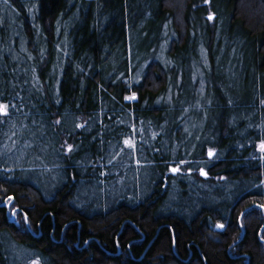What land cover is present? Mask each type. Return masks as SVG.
<instances>
[{
  "label": "trees",
  "instance_id": "trees-1",
  "mask_svg": "<svg viewBox=\"0 0 264 264\" xmlns=\"http://www.w3.org/2000/svg\"><path fill=\"white\" fill-rule=\"evenodd\" d=\"M0 105V264H264V0H0Z\"/></svg>",
  "mask_w": 264,
  "mask_h": 264
},
{
  "label": "flooded vegetation",
  "instance_id": "flooded-vegetation-1",
  "mask_svg": "<svg viewBox=\"0 0 264 264\" xmlns=\"http://www.w3.org/2000/svg\"><path fill=\"white\" fill-rule=\"evenodd\" d=\"M0 210L3 212L2 217L7 224L11 225L21 233H32V228L26 212L24 209L14 206L13 199L0 201ZM25 218H27L26 221Z\"/></svg>",
  "mask_w": 264,
  "mask_h": 264
},
{
  "label": "rangeland",
  "instance_id": "rangeland-1",
  "mask_svg": "<svg viewBox=\"0 0 264 264\" xmlns=\"http://www.w3.org/2000/svg\"><path fill=\"white\" fill-rule=\"evenodd\" d=\"M249 12V11H248ZM172 39V36L171 35H164V41L162 42V50L166 48L167 44L171 41ZM140 73L139 72H136V75H139ZM199 77L197 78L198 79V85L200 87V90L202 89L201 88V85H202V78L200 75H198ZM201 92V91H200ZM261 149V147H260ZM9 252H10V255L12 257V259L16 262H18L20 260V258L24 257L23 256V252L20 251L18 248L14 247V246H10L9 248ZM33 264V262L31 263Z\"/></svg>",
  "mask_w": 264,
  "mask_h": 264
},
{
  "label": "snow or ice",
  "instance_id": "snow-or-ice-1",
  "mask_svg": "<svg viewBox=\"0 0 264 264\" xmlns=\"http://www.w3.org/2000/svg\"><path fill=\"white\" fill-rule=\"evenodd\" d=\"M7 2V0H5V3ZM211 18V17H210ZM134 98V97H133ZM6 106L5 105H0V114H3V115H6L7 113H6ZM125 145H127V146H129V147H131L132 146V144H131V142L129 141V140H125ZM261 151L262 152H264V144H262L261 146ZM69 150H71L70 148H69ZM209 155L211 156L212 155V153L211 152H209ZM173 171H176V169H173ZM203 174V173H202ZM9 200H11L12 198L11 197H9L8 198ZM27 220V218H25V221ZM218 227H222V225H218ZM33 264H38V261H34L33 262Z\"/></svg>",
  "mask_w": 264,
  "mask_h": 264
},
{
  "label": "water",
  "instance_id": "water-1",
  "mask_svg": "<svg viewBox=\"0 0 264 264\" xmlns=\"http://www.w3.org/2000/svg\"><path fill=\"white\" fill-rule=\"evenodd\" d=\"M132 100H134V99H132Z\"/></svg>",
  "mask_w": 264,
  "mask_h": 264
}]
</instances>
